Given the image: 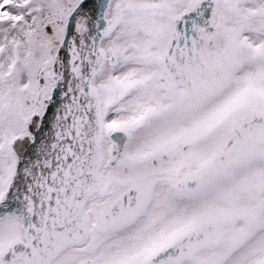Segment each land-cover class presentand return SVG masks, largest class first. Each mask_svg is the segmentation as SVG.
Segmentation results:
<instances>
[{
    "label": "snow or ice",
    "instance_id": "obj_1",
    "mask_svg": "<svg viewBox=\"0 0 264 264\" xmlns=\"http://www.w3.org/2000/svg\"><path fill=\"white\" fill-rule=\"evenodd\" d=\"M0 264H264V0H0Z\"/></svg>",
    "mask_w": 264,
    "mask_h": 264
}]
</instances>
